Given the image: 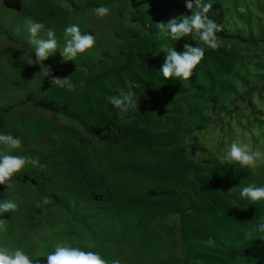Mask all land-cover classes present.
Segmentation results:
<instances>
[{
	"label": "rangeland",
	"instance_id": "rangeland-1",
	"mask_svg": "<svg viewBox=\"0 0 264 264\" xmlns=\"http://www.w3.org/2000/svg\"><path fill=\"white\" fill-rule=\"evenodd\" d=\"M253 1L202 0L220 3L228 34L238 32L235 44L217 35L215 51L192 35L174 41L157 27L199 10L185 0H68L64 10L58 0H42L44 10L35 13L33 0L21 11L2 1L0 48L20 51L25 39L29 49L20 58L1 53L0 67L32 73L0 89V133L21 140L10 154L39 159L43 168L26 166L11 188L0 185V203L19 206L0 214V247L31 258L66 244L109 264H264V233L254 231L264 223V201L240 195L250 184L264 185V162L246 169L217 159L233 140L264 152V58L247 53L264 45V28L248 19ZM101 5L110 9L103 18L95 14ZM49 13L55 18L45 28L55 26L58 50L48 60L55 65L35 62L25 23ZM71 24L96 42L64 61ZM186 43L204 47V58L190 79L164 78L162 47L183 52ZM53 75L68 77L75 90L45 85ZM129 86L138 107L124 114L108 97ZM191 147L194 155L186 152Z\"/></svg>",
	"mask_w": 264,
	"mask_h": 264
},
{
	"label": "clouds",
	"instance_id": "clouds-1",
	"mask_svg": "<svg viewBox=\"0 0 264 264\" xmlns=\"http://www.w3.org/2000/svg\"><path fill=\"white\" fill-rule=\"evenodd\" d=\"M185 5L189 10H193L194 7L199 10L192 11L190 16H184L179 23L176 19H171L167 23L159 22L157 27L169 34L174 41L192 35L193 39L198 38L208 49L218 50L221 45L216 33L221 30L220 26L206 15L212 5L203 3L202 0H194V2L193 0H185ZM109 11L110 9L103 5L95 8V14L100 18L107 16ZM25 23L29 33L28 42L35 49V62L40 64L58 50L56 32L52 28L44 31L45 24L36 22L32 18H26ZM42 31H44L46 38L40 36ZM63 39L65 44L60 53L64 61H75L78 54L82 55L93 49L96 42L95 36L91 33H82L78 24L67 26L64 29ZM184 48L183 52H177L174 48L162 47L161 50L167 53L165 63L160 69L164 78L177 77L182 80L191 78L194 69L204 58L205 48L198 45L193 47L187 43ZM28 64L35 63L29 61ZM50 82L60 88L67 87L68 90H75V85L68 77L59 78L53 75ZM108 100L114 108L124 114L135 111L138 107L131 86H129L128 91L121 88L119 95L109 96ZM0 146H2L0 147V185L11 188L14 175L20 173L26 166L43 168L39 159L10 154L21 147L19 138L11 134L0 133ZM217 159L221 164L237 163L241 168L255 169L258 163L264 162V152L259 149L253 150L248 143L233 140L227 150L219 155ZM240 195L253 203L264 201V185L250 184L242 188ZM42 200L43 204L49 203L47 196L43 197ZM36 206L39 208L42 207V204L37 202ZM18 207V204L13 201L2 202L0 203V214L5 212L14 213L18 211ZM254 231L264 233V223H261L258 229H254ZM206 243L209 247H212L215 241L209 238ZM87 247L89 249L94 248V242L88 243ZM0 264H109V262L103 259L98 252L85 251L80 247L59 244L44 259L39 257L30 258L28 254L19 248L9 251L6 247H0ZM111 264H120V262L113 260Z\"/></svg>",
	"mask_w": 264,
	"mask_h": 264
},
{
	"label": "crops",
	"instance_id": "crops-1",
	"mask_svg": "<svg viewBox=\"0 0 264 264\" xmlns=\"http://www.w3.org/2000/svg\"><path fill=\"white\" fill-rule=\"evenodd\" d=\"M3 3L6 5V7L10 8L12 11H21V10H24V7H23V2H26V3H29L31 0H16V4H15V7H9L6 3V0H0V4H3ZM46 0H44V3H45ZM48 1V0H47ZM40 2V3H39ZM258 2V1H257ZM257 2H255L254 4H256ZM42 3V0H33V3L30 5L32 8L31 10L29 11H32L33 13H35V11H43L44 8L40 5ZM68 3V0H58V5L57 7L60 8L61 10H64L66 4ZM264 4V1L260 3V7L258 9V11H262L264 9V7H261L262 5ZM9 5H13V4H9ZM65 5V6H64ZM53 8H55V6H53ZM50 10V9H48ZM53 11V10H52ZM54 13L55 10H54ZM51 14V13H49ZM263 15V14H262ZM54 18H55V15L54 14H51L49 17H47V19L45 18H37V22H40V23H46V22H52L54 21ZM62 17H59V19H61ZM6 19L5 18V15L3 14V20ZM1 18H0V22H1ZM19 23H21V21H23V18H19V20H17ZM50 28L52 29H55V26H50L48 25ZM59 26V25H58ZM48 28H45L44 31H46ZM44 31H42L40 33V36L43 37V38H46V36L44 35ZM4 33V30L2 28H0V34L3 35ZM23 41L25 42V44H23V47L22 49H20V51H17L18 49H9V45L7 44H3L2 45V48H0V54L1 53H4L6 51H12L15 52V55L20 58V57H23L22 55H24L25 51H27L29 48H27V45H26V42L25 39H23ZM26 45V46H25ZM25 46V47H24ZM249 53V55H256L257 57H262L264 58V45H263V48L261 50H256L255 52L251 51V52H247ZM31 55H33L32 53H29ZM35 57V54L33 55ZM45 63L46 65L47 64H53L55 65L56 64V60H53V61H49L48 59L45 60L44 62H41V64ZM260 67H263L262 65L258 64ZM25 71H27V73H32V71L30 69H27L25 70L24 68H18V67H0V75H2V77H0V89L1 88H4L6 87L9 83L13 82V81H18V82H24L25 79H24V74H25ZM260 74V73H259ZM18 75H21L19 77H16ZM4 77V78H3ZM51 77V76H50ZM51 80H47L45 85H48L50 83ZM24 86V85H23ZM21 86V87H23ZM213 136V133H211V137ZM204 138V137H203ZM202 138V139H203ZM205 139V138H204ZM197 143L200 145L201 142L200 140L197 141ZM196 148L195 147H191L190 150H187L186 152L190 155H194L195 152H196ZM158 230H163L161 228H159ZM165 230V229H164Z\"/></svg>",
	"mask_w": 264,
	"mask_h": 264
},
{
	"label": "trees",
	"instance_id": "trees-1",
	"mask_svg": "<svg viewBox=\"0 0 264 264\" xmlns=\"http://www.w3.org/2000/svg\"><path fill=\"white\" fill-rule=\"evenodd\" d=\"M12 1L14 2V5H15L16 4V0H6V2L8 4H12L11 3ZM257 1L258 0H255L252 3H249V5H251V8L247 9L248 10L247 13L248 14L251 13V14L248 17V19L250 20V22L254 21V20L259 21L258 30H262L261 28H264L263 27V23H262V21H264V9L262 11H260V10L258 11V9H259L258 7H260V3L263 2L264 0H259L258 2ZM255 2H257V3L254 4ZM261 7H264V4ZM243 10H245V8H243ZM242 12H245V11L240 10V12H238V13L241 14ZM254 12L257 15L254 14ZM238 13L234 12V17H236V21H237V17H238V15H236V14H238ZM206 15L209 17V19L215 21L220 26L221 30L217 31V33H216L217 35H221V36H223V38H228V37H224V36H230V40L233 41V44L236 43L237 39L236 38L234 39L233 37L236 36L238 34V32H235L234 36L231 35V34L230 35L228 34V29L225 26V12L223 11V7H222V5L220 3H218V2L214 3L212 8H211V10ZM253 16H254V18H253ZM239 17L242 18V16H239ZM239 28H241V26H239ZM261 32L262 31H260L259 33H261ZM241 37L243 38V36H241ZM257 42H258V40H253L252 41L253 44H255ZM233 49L235 50V45L233 46ZM238 59H239V57H238ZM37 257H39L41 259H44L45 256H37Z\"/></svg>",
	"mask_w": 264,
	"mask_h": 264
}]
</instances>
